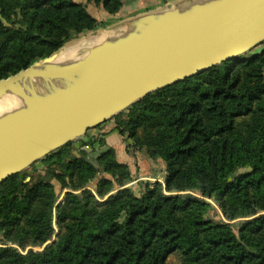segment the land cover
Segmentation results:
<instances>
[{"label": "trees", "instance_id": "trees-1", "mask_svg": "<svg viewBox=\"0 0 264 264\" xmlns=\"http://www.w3.org/2000/svg\"><path fill=\"white\" fill-rule=\"evenodd\" d=\"M124 1L87 0L110 15ZM97 26L72 0H0V79ZM260 45L112 117V130L131 147L165 164L163 183L147 184L141 195L126 187L130 172L112 148L98 155L97 167L84 157L66 161L71 142L40 159L46 168L37 185L25 182V170L1 182L0 233L13 245H0V264H166L173 253L185 264H264ZM98 174L108 176L95 187L102 201L84 189ZM51 179L68 190L60 204ZM211 198L226 221L207 217ZM53 216L56 240L23 253L28 244L41 247L52 239Z\"/></svg>", "mask_w": 264, "mask_h": 264}, {"label": "water", "instance_id": "water-1", "mask_svg": "<svg viewBox=\"0 0 264 264\" xmlns=\"http://www.w3.org/2000/svg\"><path fill=\"white\" fill-rule=\"evenodd\" d=\"M139 25L114 42L55 70L36 61L0 79V99L17 95L22 109L0 118V183L46 155L80 139L158 89L198 76L264 42V0H210L192 10H167L131 23ZM79 75L78 82L41 99L22 87Z\"/></svg>", "mask_w": 264, "mask_h": 264}, {"label": "rangeland", "instance_id": "rangeland-1", "mask_svg": "<svg viewBox=\"0 0 264 264\" xmlns=\"http://www.w3.org/2000/svg\"><path fill=\"white\" fill-rule=\"evenodd\" d=\"M205 1H208V0H201L200 3L205 2ZM177 8H178V10L184 9V5L183 6H180V7H175L174 9H177ZM148 15L149 14L144 15V17L145 16H148ZM126 20L127 19H123V20H121V21H119L116 24L111 25V26H108V25H106L104 23L98 22V26L94 30H92V31H87V32H84V33L79 34V35H74L73 34L71 36V38L68 40V42L66 43L65 46H72L73 47V51H74V49H76L78 47H83L82 44H81L82 41H86L87 44H89V42L95 36L99 35L101 32H105L107 34H109V33L112 34L113 33L114 36H118L119 34L122 33V31L124 29L130 28V27H133V26H138L137 24H135V25H132V24L124 25V24H126L125 23ZM261 47H262V45L257 46V48H255V49H260ZM62 49H63V47L60 49V51ZM60 51H59V53H60ZM55 54H53V55H55ZM48 57H50V56H48ZM48 57H45V58H48ZM78 58L80 59L82 57H78ZM78 58H73V53H72V57H71L72 60L73 59H78ZM42 59H44V58H41V59H39L37 61H40ZM43 97H45V96H41V97H38L36 99H41ZM114 125H115V120L113 118H111L110 120H108L105 123L97 126L96 128H93V129L88 130L86 132V134L84 136H82L80 139H77V140L71 142L70 146L68 147V151H67V153L65 155V158H66L65 160L67 161V160H69L71 158H82V157H84L91 164H93L94 166H97L98 167V164H97V157H98V155L102 151H105L106 149L109 148V147H105V146L103 147V146H101L98 143V140L100 139V136L105 133L103 131H108V129L114 128ZM122 139H123V141L125 143L127 142L126 148L128 149L129 152L130 151H135V150H143L145 152V154L147 155L145 148H143V149H134L133 147H131V141L130 140H128L126 137L125 138L122 137ZM91 141L93 142L92 143L93 145H89L90 144L89 142H91ZM86 142H87L88 145H85L84 144ZM115 158H116V156H115ZM157 164L159 165V168L157 167V172H156V177H155L156 179L162 178V177L165 176V164L162 163V162H158ZM45 168H46V166L42 162H40V160L36 161L34 164H32V167L30 166L27 169H25V173L28 176L25 179V182H29V185L30 186L37 185L38 184V178L44 174ZM128 170H129V168H128ZM161 174L163 176H161ZM134 176L135 177H138L137 175H134ZM101 177H108V176L105 175V174H98L92 181H90L87 184V186L84 189L91 191L95 195V187H96V184H97V182L99 181V179ZM130 178H131V175H130ZM160 180H157V181H153L152 180L151 182H149L150 184H148V185L149 186H154V184L156 182L163 183V178H162L161 181ZM50 182L53 185V188L55 190V193L58 196L57 204L62 203L63 198H64V195H65V193L68 190L67 189H62L61 188V185L55 179H51ZM131 182H133V183L131 184ZM146 186L144 185V182H138L136 180L130 179V182L128 183V185L126 187L130 188L136 196H139V195H141L144 192V189H145ZM96 199L98 201H102V199H100L97 196H96ZM105 199H106V197H105ZM206 201L209 202L212 205V208L210 209L207 217L210 218V219H212V220H214V221H220V220L226 221L225 218H224V216H223V214H222V211L220 209L219 202L216 201L213 198L206 199ZM241 220H243V219H239V220L232 221V223H237L238 221H241ZM53 224H54V227H55V234L53 235V237H52V239L50 241H48L47 243H45L41 247L28 244L25 249H23V250L20 249V250L23 253H25L27 250H30V249L33 250V251H41V250H43V248L47 244H51L52 242H54L56 240V234L58 233L57 220H56V217L55 216H53ZM5 243L8 244V245H13L11 243L5 242L4 236L2 235V233H0V245L5 244ZM166 264H185V260H184V257L181 256L179 253H173V254H170L168 256V258L166 260Z\"/></svg>", "mask_w": 264, "mask_h": 264}, {"label": "crops", "instance_id": "crops-1", "mask_svg": "<svg viewBox=\"0 0 264 264\" xmlns=\"http://www.w3.org/2000/svg\"><path fill=\"white\" fill-rule=\"evenodd\" d=\"M72 1L84 5L86 10L98 22L111 26L123 19H127L124 25L131 24L133 21L144 17V15L159 14L167 10H172L175 7L183 6L185 3L193 0H125L119 12L114 15L108 14L101 7H97L93 3L87 2V0ZM103 132L105 133L100 136L103 140L101 146L109 147L114 150L117 161L128 166L132 180L144 182L145 186L150 184L149 182L152 180H162L163 177L158 179L155 178L157 167L159 168L157 163L162 162L161 160L150 159L143 150L129 152L126 148L127 142L125 143L122 137L114 130L108 129V131ZM161 176L163 175L161 174ZM133 182H131V184Z\"/></svg>", "mask_w": 264, "mask_h": 264}, {"label": "bare ground", "instance_id": "bare-ground-1", "mask_svg": "<svg viewBox=\"0 0 264 264\" xmlns=\"http://www.w3.org/2000/svg\"><path fill=\"white\" fill-rule=\"evenodd\" d=\"M200 1L201 0H196V1L193 0L190 3L188 2L184 4V9L179 10V12L192 10L195 6L207 2L205 1L200 3ZM139 28H140L139 25L126 28L118 36H114L113 33L107 34L105 32H101L99 35L95 36L89 42V44H87L86 41H82V42L80 41L83 47H78L74 49V51L72 46H65V47L63 46V49L61 51L59 50L60 53L58 51L48 61L41 62L40 65L37 67V69L55 70L58 68L65 67L78 60L79 59L78 57H85L92 49L96 48L99 44L106 41L114 42L118 39L124 38L128 34L136 33L139 30ZM72 53H73V58H78V59L72 60L71 59ZM79 78H80L79 75L71 76L65 79L52 80V81H43L35 78L34 79L28 78L22 82V87L27 91V93L33 99H36L41 96H45V97L50 96L62 89L74 86L78 82ZM24 104L25 103L23 99L17 95L4 96L3 98L0 99V118L6 114L22 109L23 107H25Z\"/></svg>", "mask_w": 264, "mask_h": 264}]
</instances>
